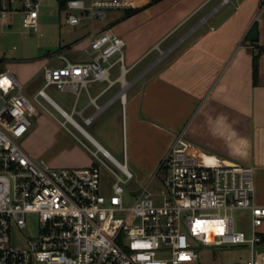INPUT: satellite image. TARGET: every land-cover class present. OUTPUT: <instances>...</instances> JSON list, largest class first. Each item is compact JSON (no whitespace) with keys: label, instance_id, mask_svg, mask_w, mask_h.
I'll list each match as a JSON object with an SVG mask.
<instances>
[{"label":"built area","instance_id":"1","mask_svg":"<svg viewBox=\"0 0 264 264\" xmlns=\"http://www.w3.org/2000/svg\"><path fill=\"white\" fill-rule=\"evenodd\" d=\"M65 1L70 11L66 23L77 25L85 18L104 19L111 8H137L146 0ZM16 15H22L31 34L39 31L38 0H0L1 18ZM90 37L86 50L92 59L45 67L39 95L47 97L50 85L65 90L107 79L111 58L118 53L124 62L126 42L113 27ZM38 113L19 78L9 69L0 72V264H204L203 248L233 245L249 246L251 256L230 264H264V232L259 230L264 204L256 201L254 166L206 152L208 158L180 133L144 190L127 204L124 184L135 175L126 149L124 163L88 147L95 157L90 165L53 166L24 147L31 118ZM99 164L108 167L113 183L102 177ZM160 172L165 189L155 198L148 187ZM236 210L251 212L250 237L236 230ZM30 229L34 231L27 233ZM211 264L220 263L214 256Z\"/></svg>","mask_w":264,"mask_h":264},{"label":"crops","instance_id":"2","mask_svg":"<svg viewBox=\"0 0 264 264\" xmlns=\"http://www.w3.org/2000/svg\"><path fill=\"white\" fill-rule=\"evenodd\" d=\"M256 24L259 39L249 41ZM70 26L73 37L58 49L39 48L35 56L7 63L39 106L45 107L43 100L65 112L89 144L111 155L122 140L123 154L126 149L128 159L150 176L183 133L206 157L220 154L254 166L256 201L264 204V0H160L142 6L113 26L126 42L124 62L111 61L107 79L60 90L71 113L47 92L53 85L46 87L47 97L39 95L45 67L92 59L86 49L96 31L85 19ZM36 132L30 127L24 144ZM80 141L83 147L67 144L61 150L60 163H93L86 153L90 145Z\"/></svg>","mask_w":264,"mask_h":264},{"label":"rangeland","instance_id":"3","mask_svg":"<svg viewBox=\"0 0 264 264\" xmlns=\"http://www.w3.org/2000/svg\"><path fill=\"white\" fill-rule=\"evenodd\" d=\"M61 0H38L40 4V20H39V31L37 33L31 34L22 24V15H16L14 17H9L3 19L0 17V59L4 61V69L7 67L8 62H14L20 58H27L35 56L38 53L39 48L47 50H56L61 44H64L67 40L73 37V32H71V26L66 23V18L70 11L67 9L60 8ZM150 0H146L142 6L149 3ZM89 4V1L87 0ZM132 8V9H137ZM149 8V7H148ZM126 18V10L122 8H111L108 10V14L104 19L95 17L94 19L85 18V23H87V28L93 31H99L101 29H106L108 27H113L118 22ZM69 42V41H67ZM124 54H126L124 50ZM120 53L114 55L111 61L119 58ZM62 66L61 63H55V65ZM48 89L47 92L54 96L56 100L69 112L71 113L69 107L66 104V99L61 94L60 89L56 86ZM55 89V91H53ZM56 92V93H55ZM28 95V91L25 90ZM28 97L34 102V104L39 108V115L32 117L31 129H36V139L27 141L24 147L29 151H34L36 155L45 160L47 163L57 166L64 167L71 164H64L59 162L58 154L61 150L67 146V144L82 146L80 140L89 144L82 133L74 127L66 118L59 113L52 105L48 102L43 101L44 108L39 106L38 102L28 95ZM73 117L80 123L84 128L89 129V126L85 121L77 114L73 113ZM63 122H66V126H63ZM56 140V141H54ZM54 141V142H53ZM91 149L97 150L92 144H89ZM114 158L124 163L123 154V142L121 140L120 145L115 149H110ZM210 152V151H207ZM88 158L92 161L95 157L90 151L86 150ZM99 155L106 161L107 165L121 173L117 166L112 160L105 157L102 152ZM218 156H222L217 154ZM102 172V177L105 178L109 183L115 181V177L111 175L107 166L99 164ZM129 169L134 173L135 177L124 184L126 189L125 202L127 204H132L136 197L144 190L145 186L150 180V175H147L141 170L139 165L135 160L128 159ZM71 167V166H69ZM122 174V173H121ZM256 177V174H255ZM164 185V173L160 172L152 181L148 187V191L154 194L157 198L163 190ZM235 216V227L238 231H243L250 237L252 235V216L249 210H236L234 212ZM264 232V226L259 229ZM34 229H30L27 233H32ZM202 260L204 264H211V260L215 256L220 264H230L234 261H241L251 256V248L249 246L241 247L233 245L230 247H205L202 251Z\"/></svg>","mask_w":264,"mask_h":264},{"label":"trees","instance_id":"4","mask_svg":"<svg viewBox=\"0 0 264 264\" xmlns=\"http://www.w3.org/2000/svg\"><path fill=\"white\" fill-rule=\"evenodd\" d=\"M160 0H150L149 3L147 5H150V4H153V3H156ZM60 8L61 9H66V1L65 0H61L60 1ZM141 8H137V9H126V17H129L135 13H137L138 11H140ZM254 74L255 76H257V72H258V65H257V57H255L254 59ZM4 69V61L3 59H0V72H2Z\"/></svg>","mask_w":264,"mask_h":264},{"label":"water","instance_id":"5","mask_svg":"<svg viewBox=\"0 0 264 264\" xmlns=\"http://www.w3.org/2000/svg\"><path fill=\"white\" fill-rule=\"evenodd\" d=\"M249 41H258L259 39V34H258V25H254L253 29L250 32L249 35Z\"/></svg>","mask_w":264,"mask_h":264}]
</instances>
